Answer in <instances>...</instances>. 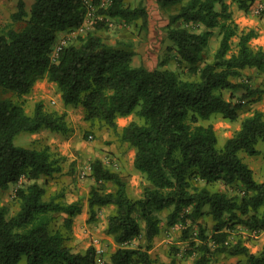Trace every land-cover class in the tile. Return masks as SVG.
<instances>
[{
	"label": "trees",
	"instance_id": "1",
	"mask_svg": "<svg viewBox=\"0 0 264 264\" xmlns=\"http://www.w3.org/2000/svg\"><path fill=\"white\" fill-rule=\"evenodd\" d=\"M233 1L246 9L244 0ZM156 2L160 9H174L165 35L175 48L177 63L185 64L195 80L181 79L168 69L135 67L132 43L108 44L94 33L80 37L78 45L62 47L55 61L51 59L57 35L80 28L90 7L98 8L104 18L140 21L148 30L141 2L131 7L126 0H108L106 5L102 0H34L26 11L24 0H18L9 22L0 25V191L22 179L29 182L16 190L18 210L13 216L7 218L0 206V264H94L92 248L84 254L73 253L67 238L54 227L56 213L73 216L79 209L61 204L55 196L47 199L37 183L60 170L49 147L32 149L13 143L21 133L67 132L65 113L46 112L43 103L37 102L28 115L23 104L6 97L27 96L42 80L56 85L64 107H81L86 121L97 120L112 131L118 128L117 118L134 114L140 121L124 126L119 136L134 149L133 168L147 182L140 198L128 196L124 177L98 160L92 164L95 185L87 197L89 220L96 207L113 206L106 234L119 248L110 256L111 264H157L149 250L160 232L157 214L166 209H171L167 227L179 219L195 223L204 214L210 216L211 234L199 226V243H191L197 253L194 264H215L223 254L243 257L246 264H264V246L252 254L241 240L227 243L228 232L236 226L264 232V183L254 180L239 156L258 155L256 145L264 143V114L254 111L242 119L238 131L221 148L213 128L198 124L216 114L230 122L240 117L243 106L225 100L222 91L237 89L240 85L231 80L243 70L263 69L264 52L250 48L249 41L255 37L252 30L238 35L224 0ZM103 22L96 30L105 27ZM177 24L197 25L203 31L192 32ZM216 29L220 41L213 60L200 67ZM234 37H238V50L229 55ZM217 183L240 184L243 196L212 190ZM65 224L68 228L70 220ZM141 235L144 245L130 248L131 241Z\"/></svg>",
	"mask_w": 264,
	"mask_h": 264
},
{
	"label": "rangeland",
	"instance_id": "2",
	"mask_svg": "<svg viewBox=\"0 0 264 264\" xmlns=\"http://www.w3.org/2000/svg\"><path fill=\"white\" fill-rule=\"evenodd\" d=\"M26 9L29 10L34 0H24ZM90 1V0H87ZM157 0H126L131 6H137L139 2L145 7L148 15V30L141 27L142 22L125 23L118 19L104 18L97 11L98 8L90 7L84 21L85 32L75 30L67 31L57 36L50 57L53 61L57 57L55 51L59 46L78 45L79 38L87 33L100 36L106 43L129 42L134 45L136 55L132 59L135 67L143 65L147 69H168L174 71L179 78L195 80L185 64L177 63V55L173 44L166 38L165 26L168 16L174 13V9H160ZM246 9L241 10L233 0H224L227 12L237 27L238 35L252 30L255 37L249 41L253 50L261 48L264 52V2L262 0H244ZM108 0H102L106 5ZM15 0H0V25L9 22V17L15 11ZM219 9V7H217ZM105 22V27L96 30V25ZM103 22V23H104ZM189 31L202 33V27L197 25H182ZM207 47L203 52V61L212 62L215 51L218 48L220 35L216 29L212 31ZM230 53L235 54L238 50V37L230 40ZM43 81V80H42ZM240 85L234 90L222 91L225 100L239 103L243 106L240 117L230 122L221 115H212L207 120H198L202 126H211L217 137V147L221 148L225 141L231 138L239 129L242 119L251 115L254 111L264 114V68H247L239 77L231 80ZM248 92L253 94L247 98ZM14 103L23 104L25 112L32 115L35 103L42 102L46 112H55L59 115L65 113L67 132L55 133L49 130H41L38 133L28 135L21 133L14 139V145L24 148L41 149L48 146L54 159L60 167L59 172L50 177H42L37 183L45 190V197L60 198L59 202L64 205L76 206L79 211L73 216L65 212L55 214L54 227L59 229L67 238L66 245L73 253L84 254L89 248L95 253L94 264H111L110 256L119 246L111 236L106 234L107 218L113 213V206L95 208V216L89 220L87 197L90 189L95 185L92 178V164L100 161L106 169L119 174L127 181V194L132 199L140 198L143 187L147 184L143 175L133 168L135 151L128 144L119 140L121 129L130 122L140 121L132 114L127 117L117 118V130L108 129L103 123L84 119V110L66 108L59 98L56 86L45 84L38 87L36 92L16 99L6 96ZM257 156H248L239 153L243 162L252 170L253 178L258 183H264V143L258 141ZM28 181L22 179L19 183L11 185L6 191H0V206L7 211V218L13 216L18 210L15 198L16 190L25 187ZM111 190L110 185L106 186ZM214 191L227 193L229 196L242 197L244 188L240 184L225 187L220 183L212 185ZM171 209H166L157 214L160 232L153 239L149 254L157 261V264H169L171 260L175 264H194L197 253L193 251L191 243L198 244L196 239L198 227L205 229L207 235L211 234L213 222L207 214L198 218L195 223L178 220L172 227H167V216ZM207 210H205L206 212ZM70 220L68 228L65 221ZM143 226V224H141ZM187 233L184 234V232ZM228 244H235L241 240L249 252L258 254L264 246V232L255 233L244 227L236 226L228 232ZM184 236L186 238H184ZM144 245L143 236L133 239L130 248ZM190 251H192L190 253ZM215 264H246L243 257H230L225 254L218 255Z\"/></svg>",
	"mask_w": 264,
	"mask_h": 264
},
{
	"label": "crops",
	"instance_id": "3",
	"mask_svg": "<svg viewBox=\"0 0 264 264\" xmlns=\"http://www.w3.org/2000/svg\"><path fill=\"white\" fill-rule=\"evenodd\" d=\"M17 1L18 0H15V4L17 3ZM24 3H25V1H24ZM33 3V2H32ZM32 5V4H31ZM30 8H31V6H30ZM30 8H29V10H30ZM15 9H16V7H15ZM25 10L26 11H29V10H27L26 9V4H25ZM13 13V12H12ZM84 23H83V25L80 27V28H78V29H74L75 31H78V32H85V27H84ZM214 31V30H213ZM64 33H66V32H61V33H59L57 36H61V35H63ZM45 84H50L51 86H56L55 84H53V83H49V82H47V80H43V81H39V82H37L35 85H34V87H33V89H32V91H31V93H34V92H36V90L38 89V87H40V86H43V85H45ZM59 98H60V100H61V97H60V94H59ZM62 102V101H61ZM64 106V105H63Z\"/></svg>",
	"mask_w": 264,
	"mask_h": 264
},
{
	"label": "built area",
	"instance_id": "4",
	"mask_svg": "<svg viewBox=\"0 0 264 264\" xmlns=\"http://www.w3.org/2000/svg\"><path fill=\"white\" fill-rule=\"evenodd\" d=\"M62 47H64V46H59V47H57V50L55 51V55H56V56H57L58 51H59Z\"/></svg>",
	"mask_w": 264,
	"mask_h": 264
}]
</instances>
